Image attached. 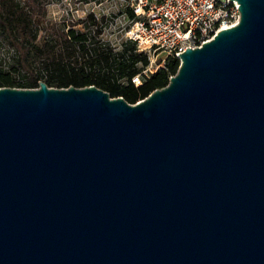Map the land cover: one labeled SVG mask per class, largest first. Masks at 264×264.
Here are the masks:
<instances>
[{"label": "water", "instance_id": "obj_1", "mask_svg": "<svg viewBox=\"0 0 264 264\" xmlns=\"http://www.w3.org/2000/svg\"><path fill=\"white\" fill-rule=\"evenodd\" d=\"M134 104L0 87V264H264V0Z\"/></svg>", "mask_w": 264, "mask_h": 264}, {"label": "trees", "instance_id": "obj_2", "mask_svg": "<svg viewBox=\"0 0 264 264\" xmlns=\"http://www.w3.org/2000/svg\"><path fill=\"white\" fill-rule=\"evenodd\" d=\"M49 0H0V87L35 89L94 85L110 97L134 104L165 86L179 61L166 64L135 86L130 78L148 64L130 41L113 50L100 42L101 26L92 14L68 28L47 20ZM129 17H133L128 11ZM104 18H101L103 20ZM83 24V30L74 25Z\"/></svg>", "mask_w": 264, "mask_h": 264}, {"label": "built area", "instance_id": "obj_3", "mask_svg": "<svg viewBox=\"0 0 264 264\" xmlns=\"http://www.w3.org/2000/svg\"><path fill=\"white\" fill-rule=\"evenodd\" d=\"M119 1L117 4L109 0V10L100 8V16L94 9L85 8L82 18L92 14L102 26L104 17L119 14V31L123 33L117 45L110 41V47L116 50L121 42L130 41L135 52L148 57V64L130 78L135 86H140L145 78L163 67L170 57L178 60V54L186 48L199 47L219 30L234 26L240 16L238 4L229 0ZM128 11L133 17H129Z\"/></svg>", "mask_w": 264, "mask_h": 264}, {"label": "rangeland", "instance_id": "obj_4", "mask_svg": "<svg viewBox=\"0 0 264 264\" xmlns=\"http://www.w3.org/2000/svg\"><path fill=\"white\" fill-rule=\"evenodd\" d=\"M111 3L119 4V0H110ZM101 3V5H100ZM109 0H49L47 5V20L57 24H65L67 28L75 23L77 20H82L83 11L86 9H94L98 16H100V8L109 10ZM98 38H102L104 42L110 44L114 42L118 44V39L121 37L123 30L119 31V14H111L110 17H104ZM119 26V27H117ZM83 24L74 25L75 29L83 30Z\"/></svg>", "mask_w": 264, "mask_h": 264}]
</instances>
